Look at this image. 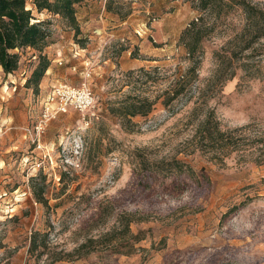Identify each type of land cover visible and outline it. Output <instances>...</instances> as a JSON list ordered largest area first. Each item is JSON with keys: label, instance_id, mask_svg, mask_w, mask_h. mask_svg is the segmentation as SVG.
Wrapping results in <instances>:
<instances>
[{"label": "rangeland", "instance_id": "1", "mask_svg": "<svg viewBox=\"0 0 264 264\" xmlns=\"http://www.w3.org/2000/svg\"><path fill=\"white\" fill-rule=\"evenodd\" d=\"M27 1L37 20L49 22L51 39L60 38L66 23ZM107 1L88 7L112 12L115 23L129 19L126 39L93 45L77 70L60 69L61 82L92 88L100 117L87 128L76 110L52 119L42 135L51 159L39 168L46 151L28 133L42 110L41 93L28 84L33 49L15 50L13 73L0 65V264H49L58 255L64 258L54 264H264V164L248 154L264 133V38L254 44L262 54L252 58L261 74L239 68L223 82L217 51L230 52L229 41L247 23L241 8L216 20L197 0H113V10ZM202 18L211 28L189 56L181 37ZM142 37L153 43L147 62L111 68ZM251 51L238 55L248 62ZM135 99L151 102L149 112L123 116L121 107ZM205 122L240 128L239 146L214 149L200 133ZM73 133L85 142L81 167L62 161L60 143L72 142ZM173 157L191 170L149 165ZM37 184L46 201L35 196ZM124 213H135L128 232ZM35 231L47 234L48 246L32 252ZM91 237L101 243L90 253L69 254Z\"/></svg>", "mask_w": 264, "mask_h": 264}, {"label": "trees", "instance_id": "2", "mask_svg": "<svg viewBox=\"0 0 264 264\" xmlns=\"http://www.w3.org/2000/svg\"><path fill=\"white\" fill-rule=\"evenodd\" d=\"M195 1V0H194ZM197 7L205 13L210 12L215 16V19L222 17L224 13H228L235 7L241 8L246 16L247 23L241 32L229 42L233 45L230 52H227L225 47L217 51L218 60L223 75V82L232 79L236 76L240 69L249 77H256L261 74L260 66L252 61L257 55L262 54L256 52L254 44L261 38H264V5L259 6L252 0H197ZM81 0H34V5L39 11L47 10L53 15L62 17L67 26L75 28L77 32L80 30V25L77 19V5ZM27 0H0V65L3 67L6 74L13 73L20 62V54L16 49L32 48L39 53L41 58L40 64L44 62L42 52L51 43V30L48 27L47 20H37L31 9L27 7ZM113 0L107 1L109 10H113ZM211 27L208 25L205 18L200 22H194L190 28H187L183 35V44L188 49L189 56H194L198 44L207 34ZM250 48L248 62L244 61L238 55V52L245 53V50ZM49 63H47L48 65ZM195 69L196 67H192ZM40 72L36 68L33 74L28 79V83L36 82L40 77ZM176 93H174L175 95ZM148 106V107H147ZM201 105H199L200 107ZM147 107V108H146ZM198 107V108H199ZM151 109V102L142 99L126 102L121 107L122 115L146 114ZM196 109V108H195ZM112 111H115V109ZM240 128L223 130L216 123L211 126L209 122H205L203 127H200V133L203 138L207 139L208 144L221 149L235 150L239 146V136L236 133ZM245 141V138L243 139ZM228 149V150H229ZM250 159L255 160L258 164H264V133L259 137V141L255 145H251L248 149ZM187 164V163H186ZM185 162L176 157L170 159L155 160L149 163L150 166L159 167L165 172H173L179 169L180 171H190L191 167L186 166ZM45 188L38 184L34 185V193L38 200L46 201L44 197ZM135 213H124L120 216V221L124 225L125 230L131 231V223L135 220ZM135 241H139L142 237L139 234L134 235ZM101 243V238H88L81 243L73 252L69 253L74 256L78 253L77 258H81L91 252L94 246ZM47 234L35 231L31 239L30 251L35 252L40 246L47 247ZM3 245L0 241V247ZM41 251L38 255H42ZM85 252V253H83ZM64 256L58 255L52 258L49 264H54L57 260L63 259Z\"/></svg>", "mask_w": 264, "mask_h": 264}, {"label": "crops", "instance_id": "3", "mask_svg": "<svg viewBox=\"0 0 264 264\" xmlns=\"http://www.w3.org/2000/svg\"><path fill=\"white\" fill-rule=\"evenodd\" d=\"M91 1L95 0H81L77 5V19L80 25L79 32L75 28L65 25L61 37L54 39L42 52L44 57L43 63L40 64L41 58L39 57V53L34 49L32 51V57L36 61L33 71L37 68L41 74L36 82H29L28 84H34L36 89L41 93L42 109L45 98L52 87L61 82L60 69L62 65L67 71L77 70L78 66L86 61L84 60L85 52H91L93 45H97L102 41L106 45L109 41L114 42L126 39L124 30L129 19L115 23L113 21L115 17L112 15V12L101 11L100 13H95L94 9L89 8L88 5H90L89 3ZM55 16H58L61 21H64L61 16ZM99 26L103 32L101 36L95 34V29ZM142 39L140 44L134 43L132 40L129 47L120 50L117 64L116 62H112L111 68H116L118 65L121 69L130 70L144 65L147 59L150 58V53L153 51V48L150 47L153 43L147 37H142ZM161 49L164 48L161 47ZM47 63L49 64L47 65ZM19 127L16 126V128ZM24 135H27V133Z\"/></svg>", "mask_w": 264, "mask_h": 264}, {"label": "built area", "instance_id": "4", "mask_svg": "<svg viewBox=\"0 0 264 264\" xmlns=\"http://www.w3.org/2000/svg\"><path fill=\"white\" fill-rule=\"evenodd\" d=\"M99 30L100 29H97L96 32L100 33ZM90 75L91 73L88 71L87 76ZM96 105V95L86 82L80 85L67 82H59L55 84L45 98L42 112L33 129H28V133L31 134L36 147L42 151H46L43 152L42 161L36 163L35 166L39 168L47 159H51L50 151L42 140V135L44 134L50 121L61 113L76 110L82 115L80 121L81 124L87 128L94 119H98L100 117L99 112L96 110ZM72 136L73 143H64V141L60 143L62 161L68 166L75 165L77 167H81L80 159L82 158L85 147L84 138L81 133H73L71 137ZM76 136L78 137L76 138Z\"/></svg>", "mask_w": 264, "mask_h": 264}]
</instances>
